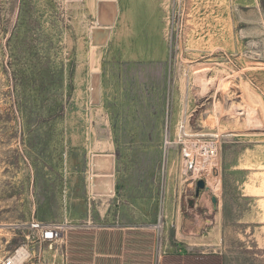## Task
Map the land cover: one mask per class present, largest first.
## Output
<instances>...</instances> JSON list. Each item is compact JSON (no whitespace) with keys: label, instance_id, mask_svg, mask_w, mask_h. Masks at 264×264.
Listing matches in <instances>:
<instances>
[{"label":"rangeland","instance_id":"1","mask_svg":"<svg viewBox=\"0 0 264 264\" xmlns=\"http://www.w3.org/2000/svg\"><path fill=\"white\" fill-rule=\"evenodd\" d=\"M201 139L219 150L197 195L180 149ZM33 222L142 229L141 264H264V0H0V263L61 264Z\"/></svg>","mask_w":264,"mask_h":264},{"label":"built area","instance_id":"2","mask_svg":"<svg viewBox=\"0 0 264 264\" xmlns=\"http://www.w3.org/2000/svg\"><path fill=\"white\" fill-rule=\"evenodd\" d=\"M218 150L219 146L216 139L181 141L180 157L184 174L187 175L190 173L194 183L200 178H205L204 167L208 163H215L217 161ZM214 168L215 165L211 167V172ZM65 228L66 226L63 224H42L33 222L29 225L27 231H29L31 235L33 233L38 244H49V246L53 244H64V249L62 245L60 246L61 264H67L66 242L62 235ZM23 262H19L17 251L14 255L5 258L0 264H22Z\"/></svg>","mask_w":264,"mask_h":264},{"label":"crops","instance_id":"3","mask_svg":"<svg viewBox=\"0 0 264 264\" xmlns=\"http://www.w3.org/2000/svg\"><path fill=\"white\" fill-rule=\"evenodd\" d=\"M205 214L206 213H203V215L199 214V221H203L202 219L205 218ZM197 221V219L190 221L188 230H190L192 226H195ZM199 223V225H202V222ZM184 225L183 222V226ZM66 230L71 231V236H69L68 232H65V238L68 239L69 237L70 244L91 245V252L87 257L90 264H128L127 244H141L143 237V230L136 227H124L119 229L113 227H76L65 228V231ZM189 238L195 237L190 236ZM114 244H117V252L113 249L111 250Z\"/></svg>","mask_w":264,"mask_h":264},{"label":"water","instance_id":"4","mask_svg":"<svg viewBox=\"0 0 264 264\" xmlns=\"http://www.w3.org/2000/svg\"><path fill=\"white\" fill-rule=\"evenodd\" d=\"M117 7L114 2H99L98 3V17H97V25L103 27L112 26L115 17H116ZM95 29L93 30L92 40L93 44H104L108 34L109 29ZM96 77H94V82ZM94 99L96 94L95 84L93 85ZM93 172L94 173H104L108 174L111 172V162L108 159L96 157L93 161ZM94 191H106L109 192L111 190L110 179L109 178H94ZM200 190L208 191V187L206 186V182L202 179L197 180L196 182V194L199 195ZM211 203L213 206L216 205V198L211 197Z\"/></svg>","mask_w":264,"mask_h":264},{"label":"trees","instance_id":"5","mask_svg":"<svg viewBox=\"0 0 264 264\" xmlns=\"http://www.w3.org/2000/svg\"><path fill=\"white\" fill-rule=\"evenodd\" d=\"M71 233H69V236ZM144 234V233H143ZM66 253H67V264H90L89 259L87 257L90 254V244H70L69 237L66 239ZM127 256H128V264H141V259L139 257L137 260H133L132 254L137 255V252H135V247H137L136 244H127ZM134 248V251L132 250ZM131 253V257H130ZM186 256V257H185ZM137 257V256H135ZM134 257V259H136ZM182 257V256H181ZM185 257V260L179 259H173V258H165L162 261V264H180L181 261H183V264H194L196 261H198V264H221V257L215 256V255H209V256H189L188 254L183 255Z\"/></svg>","mask_w":264,"mask_h":264},{"label":"bare ground","instance_id":"6","mask_svg":"<svg viewBox=\"0 0 264 264\" xmlns=\"http://www.w3.org/2000/svg\"><path fill=\"white\" fill-rule=\"evenodd\" d=\"M214 162H212V163H208L205 167H204V174H207V176H209L210 175V166L209 165H211V164H213ZM213 181L215 182V181H217L216 179H213ZM219 183H216V185H214V187L216 188V189H218L219 187ZM28 253H27V251L24 249V248H21V249H19L18 250V258H19V262H23L24 261V259H26L27 257H26V255H27Z\"/></svg>","mask_w":264,"mask_h":264},{"label":"flooded vegetation","instance_id":"7","mask_svg":"<svg viewBox=\"0 0 264 264\" xmlns=\"http://www.w3.org/2000/svg\"><path fill=\"white\" fill-rule=\"evenodd\" d=\"M201 191H202V192H207V191H205V190H200V191H199V194L201 193ZM210 200H211V199H210ZM210 202H211V201H210ZM211 205H212V203H211Z\"/></svg>","mask_w":264,"mask_h":264}]
</instances>
